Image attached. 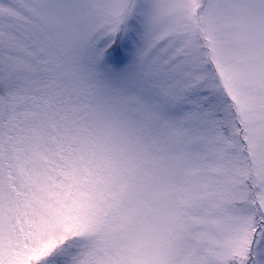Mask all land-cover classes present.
<instances>
[{
	"label": "snow or ice",
	"instance_id": "snow-or-ice-1",
	"mask_svg": "<svg viewBox=\"0 0 264 264\" xmlns=\"http://www.w3.org/2000/svg\"><path fill=\"white\" fill-rule=\"evenodd\" d=\"M0 264H264V0H0Z\"/></svg>",
	"mask_w": 264,
	"mask_h": 264
}]
</instances>
